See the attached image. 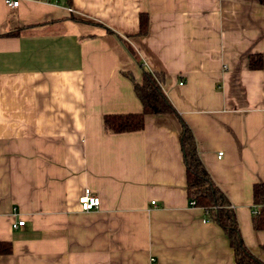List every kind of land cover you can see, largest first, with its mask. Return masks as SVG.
<instances>
[{"label": "crops", "instance_id": "1", "mask_svg": "<svg viewBox=\"0 0 264 264\" xmlns=\"http://www.w3.org/2000/svg\"><path fill=\"white\" fill-rule=\"evenodd\" d=\"M137 64L161 75L174 113L106 132L105 114L140 111L125 76L138 80ZM180 121L264 263V230L251 228V185H264V5L0 0V264H234L223 232L187 203ZM83 189L96 209L77 207Z\"/></svg>", "mask_w": 264, "mask_h": 264}, {"label": "trees", "instance_id": "2", "mask_svg": "<svg viewBox=\"0 0 264 264\" xmlns=\"http://www.w3.org/2000/svg\"><path fill=\"white\" fill-rule=\"evenodd\" d=\"M264 5V0H258ZM145 20L139 19L140 32L143 31ZM138 65L139 79L134 80L125 75L132 87L133 95L139 102L140 111L134 114H105L103 116L104 131L109 133L131 132L139 130L145 115L173 114V109L161 90V75L150 72ZM259 66V59L252 62L249 58L248 68ZM181 159L183 161L184 188L188 201L194 203V207L201 208L203 216L210 222H214L223 232L228 245L232 250L234 264H264L253 257L242 244L239 230L237 229L235 216L218 187L214 185L208 173L204 170L196 155L195 146L189 130L180 121L178 135ZM251 201L255 210L251 213L252 230H264V185L254 183L251 185ZM10 251L8 241H0V255H7Z\"/></svg>", "mask_w": 264, "mask_h": 264}, {"label": "built area", "instance_id": "3", "mask_svg": "<svg viewBox=\"0 0 264 264\" xmlns=\"http://www.w3.org/2000/svg\"><path fill=\"white\" fill-rule=\"evenodd\" d=\"M7 8L12 9L17 5V0H2ZM220 152L216 153V158H219ZM189 206H194L192 201L187 202ZM98 198L95 195H92L90 191L87 189H83L81 195L77 198V207H79L80 211H92L96 209L98 206ZM22 221H16L12 223V229H16L22 225Z\"/></svg>", "mask_w": 264, "mask_h": 264}]
</instances>
